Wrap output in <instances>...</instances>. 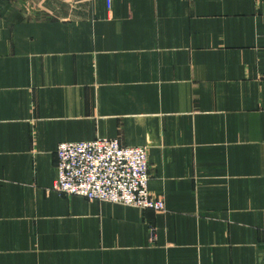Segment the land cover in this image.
I'll list each match as a JSON object with an SVG mask.
<instances>
[{"label":"crops","instance_id":"obj_1","mask_svg":"<svg viewBox=\"0 0 264 264\" xmlns=\"http://www.w3.org/2000/svg\"><path fill=\"white\" fill-rule=\"evenodd\" d=\"M97 138L164 211L53 189ZM0 264H264V0H0Z\"/></svg>","mask_w":264,"mask_h":264},{"label":"built area","instance_id":"obj_2","mask_svg":"<svg viewBox=\"0 0 264 264\" xmlns=\"http://www.w3.org/2000/svg\"><path fill=\"white\" fill-rule=\"evenodd\" d=\"M108 8L111 0H105ZM57 176L53 189L140 210L164 211L162 197L147 188L146 148L123 145L117 138L61 142L55 150Z\"/></svg>","mask_w":264,"mask_h":264},{"label":"rangeland","instance_id":"obj_3","mask_svg":"<svg viewBox=\"0 0 264 264\" xmlns=\"http://www.w3.org/2000/svg\"><path fill=\"white\" fill-rule=\"evenodd\" d=\"M100 202H102V201H100Z\"/></svg>","mask_w":264,"mask_h":264}]
</instances>
